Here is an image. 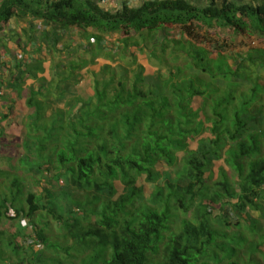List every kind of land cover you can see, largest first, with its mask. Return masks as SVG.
Returning <instances> with one entry per match:
<instances>
[{
	"label": "trees",
	"instance_id": "1",
	"mask_svg": "<svg viewBox=\"0 0 264 264\" xmlns=\"http://www.w3.org/2000/svg\"><path fill=\"white\" fill-rule=\"evenodd\" d=\"M98 1L0 0V124L22 115L23 126L16 138L0 130V264H10L18 254V264H263L264 84L253 70L263 60L248 55L244 64L245 58L232 56L230 64L222 50L209 58L203 47L190 42L185 48L178 41L180 48L174 47L185 51L182 62L172 48L174 64H164L166 74L162 65L145 74L132 53L127 65L88 69L89 97L74 93V86L81 69L97 57L116 56L115 48L102 43L104 33H123L127 49L130 27L154 37L158 31L163 56L170 41L164 28L174 24L189 37L195 23L215 21L262 38L264 0H210L201 8L187 0H147L114 12ZM10 18L29 20L28 27L40 20L54 31L91 27L98 34L94 42L71 44L63 57L53 44L47 78L43 58L27 60L20 44L13 41L12 48L9 35L2 37ZM59 39L53 36L54 42ZM51 98L65 104L47 114ZM177 152L183 155L176 177L156 183L145 197L136 182L142 177L158 182L163 178L158 166H175ZM222 158L235 175L221 170L207 183L213 162ZM46 183L62 185L61 207L69 214L76 210L69 200L79 203V216L63 220L73 239L69 245L66 238L61 243L45 234L43 208L63 218ZM27 186L43 187L47 202ZM228 207L248 220L241 227L237 221L240 230L231 234L229 216L222 213ZM7 220L16 221L13 230ZM29 228L39 248L25 245ZM159 242L164 255L154 260L149 254L158 252Z\"/></svg>",
	"mask_w": 264,
	"mask_h": 264
},
{
	"label": "rangeland",
	"instance_id": "2",
	"mask_svg": "<svg viewBox=\"0 0 264 264\" xmlns=\"http://www.w3.org/2000/svg\"><path fill=\"white\" fill-rule=\"evenodd\" d=\"M196 25L194 26L195 28V33L193 34V37H189L187 34L184 33V31L179 28V25H172L171 27H165L164 28V32H167L169 35V38H173L175 40H177L176 42H172V39H168L170 41H165V53L164 56L162 55V53L164 52L161 48H160V38L161 35L160 32L157 31V33L155 35L157 36H150L147 35L146 30L145 29H140L139 32L135 31L134 28H129L128 29V33L126 34L129 40L132 41H138V45L135 44H130V42L127 43V49H125L124 44L122 42V37H123V33L121 32H115L112 34H109V41L111 42V44L116 45L115 46V54L116 57L115 59L112 60H103L98 58L97 62L95 64L92 65L93 68H95V70H98L100 66H102L103 64H108L111 67H116L118 64H124L127 65L128 61L127 60H132V52H135V57H136V61L140 64H142L145 68V74L149 73H156V71L158 70V68L160 67V65H162V70L161 72L166 74V67L164 66V64H168V65H172L174 64L173 60L170 58L172 55L171 53V49L175 48L174 46H176L177 48H180V43H178V41H183V45H185V48H188L191 43H193L194 45L198 46V47H203L208 54L209 58H214L216 56L217 50H222L223 51V55L230 57L229 59V63L232 64V56L233 54L238 55L240 54L239 52H247V54H249L250 52H252L255 48H262L264 47V39L262 40V38L258 37L257 35H255L254 33H236L234 30H232V28L230 27H220L218 25H216V23L212 24V25H208L206 23H195ZM193 38V40L191 39ZM120 47H119V46ZM15 49V48H14ZM234 50H236V52H234ZM184 52L185 51H180V50H176L173 52L174 55H176L177 53H180V55L178 56L179 58L176 60L177 63H181L183 56H184ZM124 53L125 57L122 58L120 54ZM230 53V54H227ZM263 53V52H262ZM242 55V53L240 54ZM239 56V55H238ZM247 57V56H246ZM236 58V56H235ZM241 59H244L243 56L240 57ZM48 63L50 64V57H48ZM159 59H162L161 61ZM165 59V61H164ZM258 59V58H257ZM260 61V58L258 59V62ZM47 63V64H48ZM244 64H248L247 58H245L244 60ZM50 68V74L46 75L47 78H50V76H52V71H51V66H49ZM255 69V66L253 67V70ZM81 74H88L87 70L81 69L79 75ZM5 75V74H3ZM262 76L264 77V72L262 74ZM28 82H30L31 80L28 79ZM260 81H264L263 79H260ZM249 85H247L246 87H248ZM59 103V104H58ZM58 105H55L53 107H51L50 109H47V114L51 113V111L56 108V107H63V104L58 102ZM18 121V123H16ZM16 123V124H15ZM3 130L4 132H6L7 134H9V138H13V137H17V134L20 135L22 134V130H23V126H22V115L16 119L13 120H8L4 122V126H3ZM15 131V133H11ZM192 145L194 146V144L192 143ZM22 151V149H20ZM11 153H13V151H11ZM183 153L182 152H177V156H178V161L175 164V166L172 167H168L165 164H161L158 166V169L161 171L162 173V177L158 180V182H145V180L142 178H139L138 182H136L137 186L142 187L143 190V195L145 197H149L150 194L152 193V191L154 190L155 184L158 183L160 185H162L163 183V179L165 178H175V172L177 170V168H179L182 164L181 158H182ZM221 170H224L231 178H233L234 171L224 162L223 158L219 159V160H215L211 166L210 172L207 173L208 175V180L207 183H211L212 181L218 179V175L220 173ZM43 182H41L42 184ZM45 183V182H44ZM29 185H31V183L29 182ZM49 183H46L43 185V187H47L49 190L51 191H55L56 194V203L58 204V212L60 213L61 211V215L63 216V218H59V216L57 214H49L48 215V209L43 208L41 210V213H43L42 219L47 222L46 226L47 228L45 229V234L46 236H48L49 238L56 237L61 243L65 242V238L68 241L67 245L71 244L73 239L72 236H69V231L68 229L64 226L63 224V220L64 219H68L69 217H74L77 218L80 214V212H78L77 208L79 206V203L75 202V200L70 199L69 200V204L73 207V209L75 210L73 213L69 214L66 209L64 207V200L62 199V195L61 193H59V190L61 189V184L58 185V187H49ZM117 187V189H121L122 185L120 183L117 182V184L115 185ZM28 189H32V187L27 186ZM42 187V188H43ZM40 186L35 187L34 191H36V193H38L41 197H42V203H44L47 199V197L44 196V191L41 189ZM47 202V201H46ZM51 204V203H50ZM206 202L202 201V206H205ZM81 206V203H80ZM201 206V207H202ZM57 207L54 205L53 208L55 209V213L57 212ZM82 210L83 207L81 206ZM213 211V210H212ZM83 212V211H82ZM222 213H226L227 216H229V220L231 222V225L228 227L229 230V234H231L232 232H238L237 228L239 229L242 224H246L248 223V220L245 216H243V219L239 218V216L233 212L231 210L230 207L227 208L226 211H223ZM9 214L14 215L13 210L9 211ZM56 217V218H55ZM94 217V216H92ZM22 218V219H21ZM20 219L23 222H26L25 217L21 216ZM97 219V216H96ZM240 221V227H236L234 224ZM16 221L12 220L9 221L7 220L6 226L13 230L15 228V226L13 225ZM29 222V221H28ZM71 222V220H70ZM95 222V218L93 221H91V223ZM178 221H175L174 224H177ZM25 224V223H24ZM216 226H218L217 224H215ZM72 227H70L71 230ZM240 230V229H239ZM242 230H247V229H242ZM30 233L31 228H29ZM72 231V230H71ZM244 232V231H242ZM31 235V234H30ZM247 235V233L245 234V236ZM37 242H40L38 240H36V234L32 232L31 236H27L26 240H25V245H31L34 246V248H39V245L37 246ZM41 247V246H40ZM157 249L158 252L156 254H149V257L153 258L154 260H157L161 257V255H164V243L163 242H159L157 243ZM22 258L21 254H18L16 259L11 262L10 264H18V262H20ZM201 261H204L203 259H201ZM210 261V260H209ZM263 264H264V259L262 260ZM211 264H217V262L214 261H210ZM3 264V263H2ZM22 264H34L33 262L30 261H23Z\"/></svg>",
	"mask_w": 264,
	"mask_h": 264
},
{
	"label": "crops",
	"instance_id": "3",
	"mask_svg": "<svg viewBox=\"0 0 264 264\" xmlns=\"http://www.w3.org/2000/svg\"><path fill=\"white\" fill-rule=\"evenodd\" d=\"M145 1L147 0H119L114 4L102 3L101 1H98V4L103 9L114 12V11L121 9L123 5H127L128 7H138ZM187 1L192 4L197 5L200 8L205 7L210 4V0H187ZM233 1L239 4H245V3L255 4V3H259L260 0H254V2H252L253 0H233ZM28 21L29 20H18L16 18H10L6 26V29H5V36H2V37L5 40H7V38L5 37L6 35H9L7 42L8 44L12 46V48L15 46L13 41H15L17 44H20V47L24 48L21 52L22 53H24V51L26 52V54L24 55L26 56L27 60L33 57L43 58L44 59L43 65H44L45 71L42 74H44L45 76L50 74L49 66H51V58H50V64L48 63L49 59L47 58L51 57V54L53 53V50H52L53 44H55L56 49H61L62 54L60 53V56L62 55L63 57L65 56V53H66L65 49H67V47L70 46L71 44L76 47L79 44L82 45L88 42H94L95 41L94 35L95 33L98 34V32L95 30H94L95 31L94 33L91 27H87L86 29H83L81 27L78 28L76 26H73L68 29H59V30L54 31L51 26H48L43 21L40 22V20H34L32 23V27L31 26L28 27ZM214 23L216 22L212 21L211 24H214ZM45 32H47L48 34L46 35L47 37H44ZM166 34L168 33L166 32ZM54 35H57L60 38L59 41L54 42L53 40ZM167 38L173 39V38H169V35H167ZM263 39H264V36H262V40ZM101 41L102 43H104V45H106V47L110 49L111 48L113 49L116 46V45L111 44V42L109 41V34L107 33H104L102 35ZM128 42H130V44L136 45L135 41L128 39L127 43ZM20 47L17 48L18 49L16 50L17 52L20 51L21 49ZM234 52H236V50H234ZM247 52L248 51L246 52L242 51V52H239L240 54L242 53V55L238 54L239 55L238 56V55L233 54V56H236V57L243 56L244 58H247L246 56L251 55L253 58H258V59L260 58L261 61L263 60V62H261V64H263L262 66L261 65L255 66V70L257 71L259 70L258 73L261 75L260 79H263L264 77L262 76V74L264 72V68L262 67H264V47L262 48L260 47L257 49L255 48L249 54H247ZM132 53L135 55V52H132ZM227 54H230V53H227ZM21 57H23V55H21ZM4 58H5L4 60H9L8 57H4ZM98 58L103 59V60H108L103 57H97L96 62ZM84 68L87 70V73L89 71L88 70L89 68L93 69L92 65L84 67ZM88 74H81L79 76L78 82L74 86L75 88L74 93L78 94L79 96H82L83 98H87L92 94L91 81L89 80ZM29 83L30 82L28 81L26 82V84H29ZM262 84H264V81H262ZM49 101L52 107L59 104L58 101L54 100V98H51ZM59 102L62 103L64 106L65 103L63 100ZM50 108L51 107H49V109ZM3 126H4V121L1 122L0 124L1 132H4Z\"/></svg>",
	"mask_w": 264,
	"mask_h": 264
},
{
	"label": "built area",
	"instance_id": "4",
	"mask_svg": "<svg viewBox=\"0 0 264 264\" xmlns=\"http://www.w3.org/2000/svg\"><path fill=\"white\" fill-rule=\"evenodd\" d=\"M117 1H119V0H102L101 2H102V3H110V4H114V3H116ZM263 188H264V186H263Z\"/></svg>",
	"mask_w": 264,
	"mask_h": 264
},
{
	"label": "clouds",
	"instance_id": "5",
	"mask_svg": "<svg viewBox=\"0 0 264 264\" xmlns=\"http://www.w3.org/2000/svg\"><path fill=\"white\" fill-rule=\"evenodd\" d=\"M100 1H102V0H100ZM3 92V90L1 91V93Z\"/></svg>",
	"mask_w": 264,
	"mask_h": 264
}]
</instances>
